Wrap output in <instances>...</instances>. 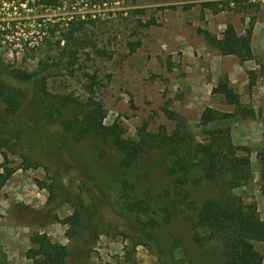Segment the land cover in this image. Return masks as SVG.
<instances>
[{"label": "rangeland", "instance_id": "374dc122", "mask_svg": "<svg viewBox=\"0 0 264 264\" xmlns=\"http://www.w3.org/2000/svg\"><path fill=\"white\" fill-rule=\"evenodd\" d=\"M205 2L217 5L212 10ZM252 20L254 58L245 62L220 54L199 30L220 37L231 25L243 34ZM71 51L76 52L73 66ZM7 69L45 74L53 93L81 97L90 81L86 74H95L104 123H118L127 139H136L143 126L154 134L160 125L174 130L176 123L161 111L164 105L185 120L197 141L203 139L200 116L206 107L231 113L208 127L227 128L233 143L249 150L253 178L237 193L253 201L264 220L258 157L264 133V0H61L56 6L0 0V90L22 100L16 118H9L0 102V116L6 117L0 120V173L12 170L0 190V264H33L26 255L35 233L65 245L68 264H217L216 248L199 249L187 222L158 225L159 215L144 207L147 192L154 195L170 184L156 157L145 159L148 178L128 186L127 196H122L111 172L117 153L100 159L86 144L61 137L57 127L33 124L42 121L33 102V82H18ZM249 71L256 74L252 87ZM224 79L243 108L254 111L253 117H242L213 92ZM85 173L96 191L97 183L102 185L107 201L99 216L73 234L60 220L73 214L78 198L91 206L82 183ZM54 186L56 195H51ZM190 190L199 203L214 188L205 184ZM136 227L141 238L133 239L128 235ZM255 246L264 258V243Z\"/></svg>", "mask_w": 264, "mask_h": 264}, {"label": "trees", "instance_id": "16d2710c", "mask_svg": "<svg viewBox=\"0 0 264 264\" xmlns=\"http://www.w3.org/2000/svg\"><path fill=\"white\" fill-rule=\"evenodd\" d=\"M60 1L36 0L37 4L44 6H56ZM202 5L214 10L217 3L205 2ZM189 6L185 5L184 8ZM140 24L147 26L150 23ZM254 24V20L250 21L243 34H238L233 26L228 25L220 37L206 29L199 30L206 42L220 54L234 56L240 62H245L254 58L251 48ZM75 54V51L69 53V66L74 64L72 60ZM5 72L18 82H33V102L42 119L33 120V124L45 123L57 127L61 137L69 136L75 143L86 144L100 159L108 157L111 152L117 153L118 159L111 172L117 177V185L124 191L122 196H127L128 186L148 178L150 172L143 169L145 159L149 155L156 157L164 166L170 184L154 195L147 192L149 195H146L144 207L159 215L161 223L158 225L169 226L178 220L187 222L191 240L199 249L209 245L216 248L217 264H264L263 255L255 246L256 243H264V220L255 203L237 193L253 178L250 152L246 147L233 143L227 128L208 127L218 120L228 119L231 113H221L206 107L200 116L203 139L197 141L185 120L164 105L161 111L168 120L176 123L174 130L169 132L165 125H160L154 134L143 126L136 139H127L123 138L118 123H104V105L95 95V74H86L90 81L84 86L86 96L81 97L68 92L53 93L48 88L47 76L36 71L28 73L7 69ZM248 77L252 87L256 82V74L249 71ZM213 92L222 96L228 105L235 107L242 117L254 116L252 109L243 108L238 93L227 79L221 80ZM0 102L9 118H16L22 100L13 92L0 90ZM4 119L6 117L0 116V120ZM12 120L16 122V119ZM39 135L47 138L46 133ZM262 139L263 146L258 157L261 177L264 179V133ZM11 174L12 170L6 168L0 173V190ZM82 183L86 186L91 206L86 207L83 200L78 198L73 214L60 220L73 228V234H78L84 224L99 216L107 201L102 185L98 182L96 191V183L86 173ZM205 184L212 186L214 191L198 203L192 198L190 187ZM56 190L54 186L51 195H56ZM88 215L90 217L84 219ZM128 236L141 238L138 227L134 228V235ZM30 240L33 247L27 251L26 257L33 264H68L70 251L65 245L53 243L45 234L40 233L33 234Z\"/></svg>", "mask_w": 264, "mask_h": 264}]
</instances>
